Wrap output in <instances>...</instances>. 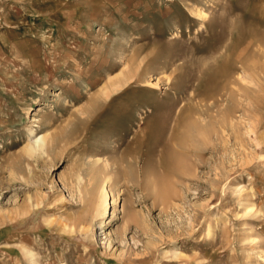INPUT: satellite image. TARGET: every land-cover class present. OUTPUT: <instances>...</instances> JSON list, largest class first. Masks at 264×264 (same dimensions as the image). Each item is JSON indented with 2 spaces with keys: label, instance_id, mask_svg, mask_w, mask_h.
Segmentation results:
<instances>
[{
  "label": "rangeland",
  "instance_id": "rangeland-1",
  "mask_svg": "<svg viewBox=\"0 0 264 264\" xmlns=\"http://www.w3.org/2000/svg\"><path fill=\"white\" fill-rule=\"evenodd\" d=\"M0 264H264V0H0Z\"/></svg>",
  "mask_w": 264,
  "mask_h": 264
},
{
  "label": "bare ground",
  "instance_id": "bare-ground-1",
  "mask_svg": "<svg viewBox=\"0 0 264 264\" xmlns=\"http://www.w3.org/2000/svg\"><path fill=\"white\" fill-rule=\"evenodd\" d=\"M123 75H124V78L126 77L125 76V74L123 73ZM129 75V74H128ZM123 78V79H124ZM119 79V78H118ZM116 85V84H115ZM117 87V86H116ZM106 91H108L107 89L105 90V92ZM108 92H110V91H108ZM108 95H109V93H107ZM106 94V96H108ZM99 100V99H98ZM97 100V98H95L94 100H93V103H92V105H91V103H90V109L92 108V106H96V104L100 101H98ZM104 100V99H103ZM179 124V123H178ZM52 140H53V136H52ZM51 145V141H49L48 139H47V137H46V135H42L39 139H37L36 141H35V143L34 144H32V145H30L29 146V153L31 154V155H40L42 152L43 153H45V152H47L48 151V148H49V146ZM106 167V166H105ZM103 176V175H102ZM113 182L114 183V180H113V176L111 175V174H108V173H106V174H104V179H102L101 181H100V183H98V186H97V188H96V190H97V194H98V196H99V199H101L100 200V204H98V211H101V209L103 208V203H104V201H102L103 200V198H101V195L103 194V192L105 191V187H106V184L105 183H107V182ZM112 183V184H113ZM106 201V200H105ZM103 211V210H102ZM100 213V212H99Z\"/></svg>",
  "mask_w": 264,
  "mask_h": 264
}]
</instances>
